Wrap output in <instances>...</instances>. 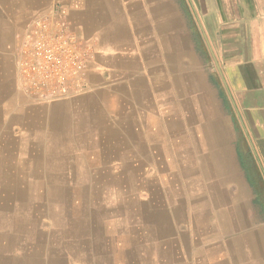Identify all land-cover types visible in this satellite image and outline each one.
I'll return each instance as SVG.
<instances>
[{
  "label": "crops",
  "instance_id": "1",
  "mask_svg": "<svg viewBox=\"0 0 264 264\" xmlns=\"http://www.w3.org/2000/svg\"><path fill=\"white\" fill-rule=\"evenodd\" d=\"M189 2L238 164L178 1L0 0V58L56 3L86 53L83 91L48 104L0 72V264H264V0Z\"/></svg>",
  "mask_w": 264,
  "mask_h": 264
},
{
  "label": "built area",
  "instance_id": "2",
  "mask_svg": "<svg viewBox=\"0 0 264 264\" xmlns=\"http://www.w3.org/2000/svg\"><path fill=\"white\" fill-rule=\"evenodd\" d=\"M67 17L66 7L54 4L51 15L28 26L19 44L17 86L36 100L64 98L85 86L86 53Z\"/></svg>",
  "mask_w": 264,
  "mask_h": 264
},
{
  "label": "rangeland",
  "instance_id": "3",
  "mask_svg": "<svg viewBox=\"0 0 264 264\" xmlns=\"http://www.w3.org/2000/svg\"><path fill=\"white\" fill-rule=\"evenodd\" d=\"M176 1H178L181 6L182 16L185 22V28L183 29V34L188 37L189 41L191 42L192 49H194L193 51H195L197 55V70L201 72L203 75L202 76L203 83L207 84L211 89H213L215 102L218 105L217 109L219 112V116L223 118L224 121L226 122L228 121L227 125L229 130L231 162L233 161L234 164H238L239 161L242 160V157L238 152L239 143L241 144L242 129L240 128L238 118L235 114V110L229 100V97L225 91L222 80L220 79L218 72L214 67V62L212 60L210 51L203 36V32L205 31L202 27H200L198 22V17L196 13L193 11L189 0H176ZM27 28L28 27L23 29L20 32V34L15 38L14 43L10 48V51L8 52L9 53L8 58L7 59L0 58V72L4 71L6 75L8 77L13 78V80L17 79V76H14L15 73H17L15 61L18 54L19 44L21 43ZM80 46L81 48L83 47L81 43ZM83 50L85 51V49ZM186 64H189L188 60H186ZM85 75H86V71H85ZM5 77L6 76H0V80ZM1 83L2 81H0V84ZM84 88L85 86L83 87V89ZM83 89L75 93L69 94L64 98L77 95L81 93ZM24 95L28 100H34L35 103L39 105L48 104L60 99H64V98H59L51 101H39L26 94ZM224 126L226 125L224 124ZM251 206L254 208V206L256 205H251ZM262 209L264 211V205H262ZM248 222L249 221H247L246 224H248ZM253 222H255V226L257 227L259 221L255 220ZM260 223L261 225L258 226V228L261 227L262 231L264 232V219ZM253 226L254 225H252V227L250 228L248 225H246V230L253 229L254 228Z\"/></svg>",
  "mask_w": 264,
  "mask_h": 264
},
{
  "label": "water",
  "instance_id": "4",
  "mask_svg": "<svg viewBox=\"0 0 264 264\" xmlns=\"http://www.w3.org/2000/svg\"><path fill=\"white\" fill-rule=\"evenodd\" d=\"M203 36H204V39H205L206 44H207V46H208V49H209V51H210V54H211L212 60H213V62H214V67L216 68V70H217V72H218V75L220 76V78H221V80H222V83H224V79H223V76H222V73H221V70H220L219 64H218V62H217V59H216V57H215V54H214V52H213L211 46L209 45V42H208L207 37H206V35H205L204 32H203Z\"/></svg>",
  "mask_w": 264,
  "mask_h": 264
}]
</instances>
